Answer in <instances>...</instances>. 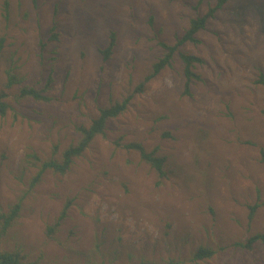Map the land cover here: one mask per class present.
Returning <instances> with one entry per match:
<instances>
[{
  "label": "rangeland",
  "instance_id": "1",
  "mask_svg": "<svg viewBox=\"0 0 264 264\" xmlns=\"http://www.w3.org/2000/svg\"><path fill=\"white\" fill-rule=\"evenodd\" d=\"M216 2L0 0V87L14 68L39 87L51 78L54 97L43 102L19 98L18 85L8 90L13 108L0 115V210L26 198L5 247L43 264H136L141 256L264 264V243L233 245L264 231V0H229L198 32L200 42L179 47L204 60L190 94L183 95L179 53L136 91L164 53L159 42L175 43L191 18ZM111 31L117 40L105 61L100 49ZM128 95L126 111L65 175L47 172L30 190L35 169L22 171L26 153L48 157L55 145L60 153L79 139L77 124L89 125L101 107ZM130 141L167 157L169 177L160 186L139 152L124 147ZM58 220L51 236L48 227ZM201 245L218 252L192 262Z\"/></svg>",
  "mask_w": 264,
  "mask_h": 264
},
{
  "label": "trees",
  "instance_id": "2",
  "mask_svg": "<svg viewBox=\"0 0 264 264\" xmlns=\"http://www.w3.org/2000/svg\"><path fill=\"white\" fill-rule=\"evenodd\" d=\"M229 0H217L216 4L209 8L208 12L204 15L191 18L188 27L184 33L178 37L175 43L159 42V45L164 48V53L153 63V71L147 75L143 82L138 84L136 91H142L145 84L155 77L162 69L167 66H171L174 55L179 53L184 63V76L185 84L183 95L191 93V86L197 80L200 79V74L197 73L196 67L203 63V58L187 52H179V47L184 43L190 41L198 43V32L206 27L208 19L214 17L216 12L220 10ZM5 11H8V3L5 4ZM56 25L52 29L51 39H57L58 33L55 31ZM116 32L111 31L110 40L107 46L101 48V54L106 61L112 55L116 45ZM5 43V37H0V54L3 51ZM51 78L46 82L43 87H39L37 83L28 80L25 74L16 72L14 68L7 70V80L0 87V115L5 116L7 111L12 107L8 102L9 89L18 85L19 98H32L37 101L50 102L54 99L48 91L51 88ZM259 82L264 84L263 75L260 76ZM133 95H128L121 100H117L114 103L101 107L97 116L92 118L89 125L77 124L76 130L80 133V137L76 142L71 143L59 153V146L55 145L52 155L48 157L41 156L38 152H28L22 159L21 168L22 171L35 169L30 178V190L35 188L44 178L47 172H52L56 175H65L74 164L75 160L84 155L86 150L90 147L93 140L99 136H105L107 133L108 122L112 118L118 117L120 114L126 111ZM264 112V109H263ZM127 149L136 150L139 152L140 158L143 162L150 165L157 174L156 184L160 186L166 178L169 177L167 166V157L159 152V147L152 150L146 148V146L140 141H130L124 144ZM58 153L60 155H58ZM261 162L264 163V149L261 150ZM26 194L20 196L15 202L11 203L6 210H0V264H43L41 257H31L27 252L21 248L9 249L4 246L2 241L3 237L7 236L9 231L17 223L18 219L22 215V209ZM261 204L256 203L249 205V219L253 220ZM67 208H65L59 219L66 216ZM59 220L56 224L48 227V231L52 236L57 227L59 226ZM264 243V231H259L251 234L245 240L236 241L233 243L234 247L251 250L257 243ZM218 249L209 246L201 245L195 251L190 258L192 262L199 263L200 261L212 258ZM106 264V263H101ZM136 264H187L186 260L177 258L174 256L164 257L160 260H152L147 257H139Z\"/></svg>",
  "mask_w": 264,
  "mask_h": 264
}]
</instances>
